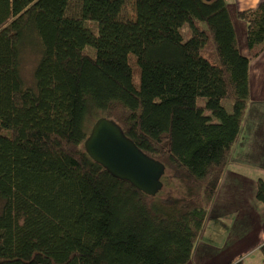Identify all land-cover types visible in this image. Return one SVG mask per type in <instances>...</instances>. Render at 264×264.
Returning <instances> with one entry per match:
<instances>
[{"label":"trees","instance_id":"obj_1","mask_svg":"<svg viewBox=\"0 0 264 264\" xmlns=\"http://www.w3.org/2000/svg\"><path fill=\"white\" fill-rule=\"evenodd\" d=\"M238 17L249 56L227 0H0V264L192 262L264 53V0ZM103 117L166 166L157 196L86 153Z\"/></svg>","mask_w":264,"mask_h":264},{"label":"rangeland","instance_id":"obj_2","mask_svg":"<svg viewBox=\"0 0 264 264\" xmlns=\"http://www.w3.org/2000/svg\"><path fill=\"white\" fill-rule=\"evenodd\" d=\"M239 0H227L231 20L236 30L241 53L249 55L247 45L248 25L238 17ZM188 31V32H187ZM185 41L190 36L185 25ZM22 75L28 84L33 81L34 69L39 59L36 48L23 52ZM251 102L247 108L239 140L220 188V195L197 248L206 249L212 264H264L261 247L264 245V204L257 199L258 180H264V53L252 60ZM205 99H198L203 104ZM235 190L227 189L230 176ZM245 183V184H243Z\"/></svg>","mask_w":264,"mask_h":264},{"label":"water","instance_id":"obj_3","mask_svg":"<svg viewBox=\"0 0 264 264\" xmlns=\"http://www.w3.org/2000/svg\"><path fill=\"white\" fill-rule=\"evenodd\" d=\"M84 147L89 157L114 178L151 197L162 190L166 166L143 152L114 120L98 119Z\"/></svg>","mask_w":264,"mask_h":264},{"label":"crops","instance_id":"obj_4","mask_svg":"<svg viewBox=\"0 0 264 264\" xmlns=\"http://www.w3.org/2000/svg\"><path fill=\"white\" fill-rule=\"evenodd\" d=\"M261 1L262 0H239V3L241 4V7L239 10L241 11V10L256 8ZM248 51H249V55H250V50L248 49ZM228 172L229 171L227 170L225 176L228 174ZM234 176H237L238 179L243 177L242 174H239V173H237L233 176H230L231 178H229L226 187H227V189H233L234 191H232V193L234 195L238 196V195H240V192L238 190H235V187L232 185L233 182L231 181V179L234 178ZM243 184H245V183H243ZM219 195H220V190H219V194L217 196V199H218ZM217 199H216V202L214 203V205H216ZM208 255L209 254L206 255V249L205 248H201L199 250L196 246V249H195V252L193 255V259H192V262L190 264H212L209 262L210 257Z\"/></svg>","mask_w":264,"mask_h":264}]
</instances>
